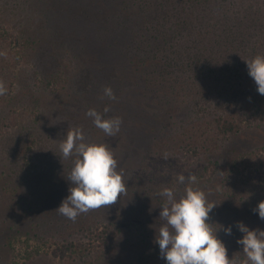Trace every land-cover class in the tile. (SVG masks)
I'll return each instance as SVG.
<instances>
[{"label": "trees", "instance_id": "16d2710c", "mask_svg": "<svg viewBox=\"0 0 264 264\" xmlns=\"http://www.w3.org/2000/svg\"><path fill=\"white\" fill-rule=\"evenodd\" d=\"M257 55H264V0H20L14 10H0V80L7 88L0 96V185L11 183L15 194L0 201V264H28L43 247L63 264H167L159 244L150 260L143 252L127 262L111 255L119 243H151L139 220L125 238L130 226L111 211L73 222L56 210L73 186L68 176L78 157L63 158L59 145L74 128L86 143L129 150L121 156L145 147L150 166L142 175L161 178L176 198L185 185L178 176L206 161L202 178L214 179L223 167L226 199L253 185L264 189V145L241 154L236 144L264 125V95L245 61ZM106 86L115 100L104 96ZM91 108L121 117L119 133L98 129L86 115ZM246 154L253 163L237 164ZM159 158L167 164L158 166ZM14 167L19 180L9 177ZM160 192L153 195L158 206L166 202ZM223 243L242 264L243 246Z\"/></svg>", "mask_w": 264, "mask_h": 264}, {"label": "clouds", "instance_id": "9594fccd", "mask_svg": "<svg viewBox=\"0 0 264 264\" xmlns=\"http://www.w3.org/2000/svg\"><path fill=\"white\" fill-rule=\"evenodd\" d=\"M245 61L258 93L264 95V55ZM6 92L7 88L0 80V96ZM104 96L116 99L110 86L104 88ZM109 111V108H104V113ZM86 115L106 136L114 137L119 133L121 117L104 118L94 108L89 109ZM59 147L63 158L67 159L73 153L78 157L68 176L73 186L56 208L61 215L75 222L80 214L113 205L118 197L126 194L122 173L117 171L118 162L107 144L86 143L82 129L74 128L67 132ZM196 180L191 173L187 177L183 174L178 176L180 184L191 185ZM159 195L166 197L159 213L165 223L156 235V242L167 264H238L235 258H229L225 244L217 236L218 229L223 226L214 230L212 223H208L209 213L217 203L210 202L203 190L186 187L178 200L170 188H164ZM253 211L264 220V200ZM237 227L244 234L237 239L246 257L242 264H264V230L249 229L243 222H237ZM224 231L231 235V226Z\"/></svg>", "mask_w": 264, "mask_h": 264}, {"label": "rangeland", "instance_id": "374dc122", "mask_svg": "<svg viewBox=\"0 0 264 264\" xmlns=\"http://www.w3.org/2000/svg\"><path fill=\"white\" fill-rule=\"evenodd\" d=\"M19 1L20 0H0V10H14L16 6L18 7ZM253 29L255 30L256 28L253 27ZM254 30L253 32H256V30ZM152 104L155 107V110L153 111L156 112V110L158 109L156 102L153 101ZM148 127L149 126L146 122L145 128ZM236 142V144L238 145L237 151H239L241 154H243L244 151L250 150L251 147H254L256 145H264V125L261 127L250 128L247 133L237 138ZM145 149V147H141L139 151H131L126 156H121L120 154L122 153V151H126L127 149H121L120 151H117L116 149L111 150L114 154L115 159L118 162L117 171L122 173L123 180L126 184L127 192L121 197H118V200L115 204L110 205L108 207H102L98 210L90 211V213H92L91 215H103L111 211L110 214L113 218H116L119 221H124L126 224H128V226H130L129 223L138 220L143 222L144 226H146V234L145 232L144 234L148 237V241H151L150 244L146 246L144 245V242H142L141 244L133 243V245H130V243H128L129 245H126L125 243H119L112 249L111 255L115 258L118 257V259L124 260L123 262H127L130 259L136 261L135 259L139 257V254L141 252H143L142 254H145V258H147L148 260H150V258L154 259L149 254L155 253L156 249H154V247L158 245V243L156 242V235H159V229L162 224L165 223L159 217L161 206H158L156 200L153 198V195L155 193L163 190V187H161L162 179L158 176L157 173V177L160 178V180H156L154 182L150 180L149 182V179L151 178H148V176L144 177L142 175L143 169L144 167H146V164L150 166V160L146 157L147 153L144 152ZM227 157H229V159L226 158L228 162H225L224 165L226 167H229L236 160L235 153H229ZM242 158L249 164H252L254 161L252 157H250V154H246L237 159V164L241 162ZM162 159L159 158L157 161V163H159L158 166L160 167L167 164V162L165 160L163 161ZM157 163L154 166L151 163L154 170L160 168L157 167ZM208 163L209 162L206 161L204 165L200 167L197 166L195 168V173L191 174H194L196 176V183L191 185L185 184L180 195H178L176 199L178 200L180 196L184 194L186 187L190 186L194 189L203 190L206 193L207 199L210 202L217 203V205L209 213L208 220L212 224L216 223L218 227H220V225L223 226L221 227V230L223 231L221 237L223 239L222 241L226 242L227 244L231 245V242L232 244L237 243V239L242 238V236L244 235L238 229L237 222H243L246 226L249 227V229L264 230V220L260 219L258 212L253 211V209L256 208L258 203L264 200V189L262 187H256V185H253L251 189H248L245 195L244 193L238 192L236 198L226 199L223 195L220 194V183L223 174H225V171H223V167L221 172L217 174L214 179L208 180L205 177H201V173L205 171L204 168L209 165ZM227 163L228 165H226ZM65 165H67V163H65ZM226 167V172H229L232 169V167H229V169ZM14 168L16 169V167ZM8 172L9 177L11 179H20L21 170L18 169L16 172L10 170ZM26 172L27 170H23V174H26ZM156 172L159 171L155 170L154 173ZM0 173H4L3 169L0 170ZM189 174L190 173H184L186 177ZM143 177L145 178L144 180ZM150 177H152V175H150ZM173 180L176 181V178ZM10 184L11 183L7 184L5 187L0 185V187L4 188V194L0 196V201L11 200L15 197V194H13L12 190L9 189L11 187ZM60 201H63V199H61ZM112 207L113 209L110 210ZM228 226H231V235L226 234L224 231V228ZM132 230L133 229H131V226L126 228L125 232L123 233L125 235V238H131L130 236L133 234ZM37 243L39 242L36 240L32 241L33 245ZM43 248H45L43 249V256H40L38 259L29 261L28 264H63L61 261L58 260V257H53V255L50 254L51 250L46 249L47 247ZM24 249L25 248H23V250ZM7 259L8 258L5 255L2 261H6ZM17 259L20 263H22L24 262L25 257L23 258L22 255H19Z\"/></svg>", "mask_w": 264, "mask_h": 264}]
</instances>
